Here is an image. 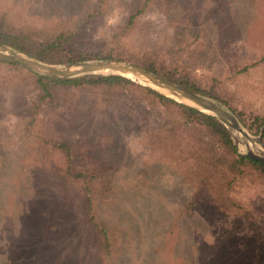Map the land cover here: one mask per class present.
I'll return each mask as SVG.
<instances>
[{
	"label": "rangeland",
	"instance_id": "rangeland-1",
	"mask_svg": "<svg viewBox=\"0 0 264 264\" xmlns=\"http://www.w3.org/2000/svg\"><path fill=\"white\" fill-rule=\"evenodd\" d=\"M144 1L0 0V6L13 3L31 27L41 30L77 25L100 8L97 29L111 32L122 29L134 5ZM209 2L190 0L198 14L184 17L181 8L166 10L148 0L127 40L141 48L190 53L196 74L216 75L234 102L264 114V61L236 71L264 54V0H230L202 19ZM13 80L0 85V264H264V224L254 226L235 207L216 210L209 199L193 197L185 184L146 168L145 149L133 131L109 145L98 125L102 120L86 106L63 112L54 101L34 109L39 89L31 81ZM91 97L82 99L87 103ZM250 134L260 139V132ZM59 140L78 145L73 163L85 160V150L112 169L107 192L92 203L94 219L107 234V252L87 222L80 186L58 180L65 159L52 144ZM151 171L157 176L145 182L136 178ZM235 190L239 198L258 200L257 191L241 185Z\"/></svg>",
	"mask_w": 264,
	"mask_h": 264
},
{
	"label": "trees",
	"instance_id": "trees-1",
	"mask_svg": "<svg viewBox=\"0 0 264 264\" xmlns=\"http://www.w3.org/2000/svg\"><path fill=\"white\" fill-rule=\"evenodd\" d=\"M175 1L154 0V4L167 7L166 10L181 8L184 17L198 14L196 6H190V0ZM229 2L210 0L202 19H209V15L214 13L211 9ZM147 3L145 0L134 5L124 27L111 32L97 29L100 8L87 13L77 25L62 24L52 30H41L31 27L13 9V3L0 6V43L51 64L110 58L136 64L190 91L226 104L250 133L260 132V140L264 144V114L247 112L242 104L234 102L233 95L216 75L196 74L190 53L179 55L129 43L127 31L133 29L136 17L146 9ZM183 3L185 5L181 7ZM168 21L170 25L176 24L175 15L170 14ZM202 29L203 26L198 28L195 38ZM260 61H264V54L259 60L236 71L245 72ZM1 70H13L18 75L1 73ZM13 79L31 81L39 89L41 94L34 109L41 105L50 106L54 101L62 106L63 112L86 106L96 119L102 120L98 125L104 127L102 137L107 144H117L119 135L133 131L145 149L146 168L153 166L158 173L185 184L193 197L209 199L207 203L214 204L216 210L231 212L236 208L254 226L264 224L260 216L264 214V164L236 154L227 129L214 116L120 75L88 74L50 79L37 76L19 65L0 61V85L11 84ZM87 94L92 97L86 103L82 98ZM52 145L63 153L65 159L58 180H63L64 184L75 182L80 186L87 222L100 233L101 247L107 252V234L94 219L92 203L107 192L112 177L111 167L92 159L85 150L82 152L85 160L75 164L72 157L78 145L66 140ZM158 173L151 171L147 175L139 172L136 178L145 182L149 176L156 177ZM238 185L257 191V202L239 198L235 194V186Z\"/></svg>",
	"mask_w": 264,
	"mask_h": 264
},
{
	"label": "water",
	"instance_id": "water-1",
	"mask_svg": "<svg viewBox=\"0 0 264 264\" xmlns=\"http://www.w3.org/2000/svg\"><path fill=\"white\" fill-rule=\"evenodd\" d=\"M0 61L19 65L37 76L50 79H63L88 74H114L126 77L178 103L214 116L227 129L236 154L264 164V144L260 141L259 136L248 133L223 104L168 81L136 64L115 59H92L51 64L39 61L4 43H0Z\"/></svg>",
	"mask_w": 264,
	"mask_h": 264
}]
</instances>
